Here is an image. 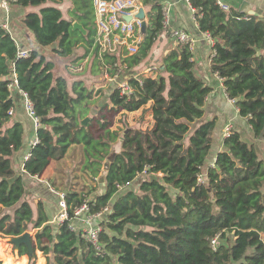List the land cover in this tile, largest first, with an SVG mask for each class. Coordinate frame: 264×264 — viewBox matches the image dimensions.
Segmentation results:
<instances>
[{
    "label": "trees",
    "instance_id": "16d2710c",
    "mask_svg": "<svg viewBox=\"0 0 264 264\" xmlns=\"http://www.w3.org/2000/svg\"><path fill=\"white\" fill-rule=\"evenodd\" d=\"M48 1L17 0L16 4L41 6ZM190 1L200 11V31L211 33L215 40L211 73L223 80L228 98L248 119L254 137L264 143V53H260L264 19L245 18L233 8L224 10L217 0ZM76 4L75 15L88 30L86 36L73 30V21L63 18L55 6L28 13L24 22L40 46H51L62 57L84 47L85 55L92 58V71L103 69L113 77L118 57L101 54L95 42L93 0H76ZM155 9L138 52L122 58L132 93L122 96L114 89L86 125L82 120L91 110L94 90L83 81L70 87L64 76L54 73V62L37 50L18 58L17 43L0 30V235L20 236L37 229L32 241L47 264H264V150L231 130L214 163L208 165L217 122L201 120L211 87L196 74L194 49L189 45L177 44L169 50L155 75H134L132 68L149 56L163 28L162 7ZM12 65L19 87L28 93L41 121L40 142L25 161V170L43 175L52 160L63 159L76 145L83 150L84 171L97 177L105 169L103 192L90 198L92 192L66 191L69 218L57 226L48 223L42 201L35 218L25 198L23 175L12 166L11 156L22 148L24 139L20 122L4 130L13 106L8 79ZM87 107L89 111L83 112ZM107 109L114 114L143 109L142 114L151 112L153 124L145 129L128 127L121 133L112 128ZM117 142L121 150L115 152ZM143 171L146 176L139 175ZM85 204L88 215L110 207L100 221V250L71 226L75 211ZM19 254L29 255L25 245ZM29 258L35 264L36 257ZM22 259L15 264H22Z\"/></svg>",
    "mask_w": 264,
    "mask_h": 264
},
{
    "label": "crops",
    "instance_id": "0c3cea01",
    "mask_svg": "<svg viewBox=\"0 0 264 264\" xmlns=\"http://www.w3.org/2000/svg\"><path fill=\"white\" fill-rule=\"evenodd\" d=\"M225 4L230 8H233L240 12L242 8L243 2H248L250 4L251 9L250 13H243L245 18H249L248 16L254 15L259 17V19H264V0H222ZM94 5V2H93ZM165 5H171L170 11V25L167 30H162L159 34L157 41L155 42L149 56L141 62L139 65H136L132 68L134 75H150L151 73L147 72L148 68H152L154 66L157 67L162 65V59L165 54L174 48L177 44L175 41L171 40L169 37V30L172 29H179L183 28L189 33H191L195 39V46H194V57L193 61L195 62V72L196 74L203 79L210 87L211 92L209 93L206 103H205V114L204 117L201 119L203 121H208L212 119H216V128L214 130L213 135V149L211 151L209 157V164H213L215 161L216 154L221 151L223 147V138L225 137V129L227 126H231L232 130L238 131L242 139L247 143H259V147L264 150V143L260 142L254 137V133L251 129L249 121L247 118L242 117L239 114V110L235 105V101L228 98L225 87L223 85V80L219 78L217 74H213L210 71L211 65V58L213 55V43L211 40L205 35L204 32H201L199 29L198 24V15L200 14L199 9L197 12L193 11L191 6L186 0H149L148 4H144L143 7L145 8L148 28L151 24L150 16L157 11L155 9L156 6L164 7ZM45 6H55L62 11L63 18L67 20H71L73 22L78 21L81 22L77 17L76 13H78V8L76 4V0H49L47 3L41 6H27L22 7L18 6L17 4L12 5L11 12L8 15L0 14V25L4 22L6 18L9 20L10 30L9 33L12 38L17 43L18 49L21 50H29L34 51L37 50L40 53H43L48 60L54 62V73L56 75L64 76L69 86L71 87L75 81H84V74L87 70H89V64H91V57L85 55V48L79 47L75 51V54L68 57H62L57 55L55 52L52 51V47H42L38 44L34 33L26 26L24 19L28 13L36 12L40 13L41 9ZM95 12V7H94ZM241 13V12H240ZM72 22V23H73ZM95 23H96V14H95ZM83 24V23H82ZM84 26V25H83ZM85 27V26H84ZM86 29V28H85ZM87 30V29H86ZM163 33L164 39H159L161 34ZM88 34V30H87ZM260 53H264V49L260 51ZM79 58V59H78ZM91 66V65H90ZM13 68V65H12ZM11 68V69H12ZM125 70L122 75H120L115 80H111L109 75L105 73V79L107 78L109 86L105 88L104 95L101 94L102 92H97L93 86L86 85L88 89L94 90V95L91 100L93 102H89L91 105V110L88 115L83 118L91 117L98 112L100 107H103L111 92L117 88L120 82L126 81L129 79V75ZM14 75L13 73L8 76V79L11 81V86L9 87L11 92V98L13 100V115H10V119L5 123L4 130L12 127L16 122H20L24 128V139H23V146L20 150L16 151L11 156L12 166L16 173H20L23 175L26 185V192L29 194H36L39 197H43L44 207L46 212L49 216V224H54L55 226L58 225L59 221L56 220V214L54 213L53 202L56 201L55 194H49V190L51 188L58 191L57 188H60V192H66L70 189L79 190L78 186L76 185L77 182L73 178H76L74 175L71 174V170L66 169L64 166L65 161L69 164L71 162L68 160L69 158H75L74 155L76 152L79 158V152H82V148L79 145L72 146L68 150L65 157L61 160H52L51 164L49 165L48 169L45 171L43 175H31L25 170V155L30 150V143L36 136V132L34 129V124L32 120L27 115L24 109V99L23 96L20 94L19 87H17L14 83ZM1 78V77H0ZM106 82V81H105ZM89 84V83H88ZM102 85V84H101ZM102 89V88H101ZM149 106V104L147 105ZM89 108H83V112H88ZM143 109L135 111V112H127L129 115H141L143 113ZM123 113V112H119ZM151 115V112H148ZM149 119V120H147ZM142 124L140 121L134 122L133 126L141 127L145 129L151 127L153 124L152 115L149 116ZM132 127V126H131ZM144 127V128H143ZM67 159V160H66ZM53 161L57 164L56 169L50 170V166L52 165ZM81 163V172L82 169V162ZM71 179H73L70 183H68ZM57 182L59 185H54ZM137 187L139 186L136 183ZM131 186V185H130ZM80 191V190H79ZM54 198V199H53ZM53 205V206H52ZM103 217V216H102ZM101 218L95 219L94 224H100ZM83 218V217H82ZM58 219V217H57ZM72 225L75 226V229L81 231L84 227L83 221L81 218H75L72 221ZM37 232V230H36ZM36 234V233H35ZM32 236V233H31ZM33 238V237H32ZM24 260L23 264L28 263V258ZM43 264H45L43 262Z\"/></svg>",
    "mask_w": 264,
    "mask_h": 264
},
{
    "label": "built area",
    "instance_id": "2783aa9c",
    "mask_svg": "<svg viewBox=\"0 0 264 264\" xmlns=\"http://www.w3.org/2000/svg\"><path fill=\"white\" fill-rule=\"evenodd\" d=\"M191 6L192 10L197 12V9L192 5L190 0H186ZM218 4L224 9L229 10V6L225 4L222 0H217ZM17 0H0V14L8 15L11 12L12 5L16 4ZM96 14V44L99 47L100 53H110L111 55L117 56L118 61L115 64L116 73L111 80H115L120 75L123 74L125 70L128 69L127 64L123 62L122 58L125 57V53L128 55L136 54L140 48V44L143 41V35L141 33L142 19L136 17L140 8L143 6V0H93ZM170 11L171 5H165L162 7L163 14V28L162 30H167L170 25ZM132 16L130 21H127L124 16ZM0 30H5L9 33L10 26L9 20L6 18L4 22L0 25ZM205 35L211 40L214 45L215 40L212 38L211 33L204 32ZM169 37L171 40L175 41L176 44L189 45L194 48L196 39L195 37L183 28L169 30ZM32 51L18 49L17 56L28 57ZM157 67L148 68L146 71L151 73L150 75H155ZM14 84L19 87L17 74L13 67ZM108 75V74H107ZM11 84L9 85V87ZM120 90L122 96H129L132 93V86L129 83V79L120 82L117 86ZM20 94L24 99V109L32 120L34 124V129L36 136L30 143V150L25 155V161L31 156L33 148L40 142L38 138L37 131L41 127V121L35 113L34 104L29 98L26 91L19 87ZM14 110L11 107L9 109V114L13 115ZM232 127L229 125L225 129V137L229 136ZM141 175H147V171H143ZM138 175V176H139ZM199 182H204L203 175L198 178ZM53 194L60 197V205L62 207V213L58 219L59 224L68 219L67 204H66V192H59L53 188L50 189ZM89 210L88 205L85 204L75 211V218H81L84 227L81 230L82 236L89 240L93 245L100 250L99 238L102 232L101 224H94V220L101 218L106 212L110 211V207L104 208L103 211L95 214L88 215ZM83 217V218H82ZM75 229V226L72 225ZM217 239L212 240V245L216 248Z\"/></svg>",
    "mask_w": 264,
    "mask_h": 264
},
{
    "label": "rangeland",
    "instance_id": "374dc122",
    "mask_svg": "<svg viewBox=\"0 0 264 264\" xmlns=\"http://www.w3.org/2000/svg\"><path fill=\"white\" fill-rule=\"evenodd\" d=\"M162 36H160L159 39H164L163 37V33L161 34ZM79 59V58H78ZM89 64V70H87L83 76L84 78V84L85 85H90L93 86L96 90V93L98 92H102L101 94L104 95L105 93V88L107 87V85L109 86V81L106 78L105 79V73L103 71V69H98L95 73L92 71V65ZM109 77V76H108ZM106 81V82H105ZM89 83V84H88ZM102 84V85H101ZM88 88V87H87ZM102 88V89H101ZM93 102V100H92ZM109 109L106 110L107 114L106 116L112 120L113 129H117L119 130L121 133L123 130H125L128 127H133V123L134 122H138L140 121L142 124L144 123V127H146L145 125V120L151 116L150 113H146V114H141V115H129L128 113H108ZM142 119L141 120V118ZM149 120V119H147ZM143 127V128H144ZM149 127V125H148ZM193 128V124H191V129ZM121 150V144L119 142L115 143V145L113 146V151L118 152ZM77 153H75L74 157L75 158H69L68 160L73 161L71 162V164H69L67 161H65L64 166L66 169L71 170V174L74 175L76 178H73L74 180H76L77 182V186L78 189L83 191V193H89L92 192V194L89 196L90 198L92 197L93 194L96 193H101L104 191V187L106 185V181L102 180L101 178L103 177L104 179V175H105V169L104 167L102 168V171L100 173L99 176L94 177L91 175V173L88 171H84L81 172L80 168H81V163L78 162V160H80L82 162V152H79V158L77 156ZM67 160V159H66ZM57 163L55 161H53L52 165L50 166V170L52 169H56ZM142 176H146V175H142ZM73 179H71L68 183H70ZM73 180V181H74ZM75 182V181H74ZM59 185V183L55 182L54 185ZM132 188H136V187H132ZM58 191L60 192L61 189L57 188ZM128 189V188H126ZM124 189V190H126ZM49 194H53V192L51 190H49ZM56 196V195H55ZM117 196V195H116ZM115 196V197H116ZM25 198L28 199L31 202V205L35 211V218H36V214H37V205L39 201H43V197H39L36 194H29L28 192H26L25 194ZM56 201L53 202V208H54V213L56 214V216L58 217V219L60 218V214L62 213V207L60 205V197L56 196ZM54 199V198H53ZM44 204V203H43ZM56 217V220L58 221ZM59 224V223H58ZM54 225V224H53ZM37 229H29L28 231L30 233H32V239L35 241V233H36ZM230 236L232 238L233 235L230 234ZM261 237L264 241V233L261 234ZM11 236H6V235H0V260L2 261L3 264H15L18 263V261L20 260V258L22 259L23 257L28 258V255H20L19 254V250H16L14 248L13 243L10 240ZM37 255L36 257V261L35 264H39L42 260V264L43 262L45 264H47L46 261V256L43 254L42 251L40 250H36ZM23 260V259H22ZM21 260V261H22ZM23 264V263H22ZM27 264H31V260L30 258H28V263ZM41 264V263H40Z\"/></svg>",
    "mask_w": 264,
    "mask_h": 264
},
{
    "label": "water",
    "instance_id": "95a60500",
    "mask_svg": "<svg viewBox=\"0 0 264 264\" xmlns=\"http://www.w3.org/2000/svg\"><path fill=\"white\" fill-rule=\"evenodd\" d=\"M250 9H251L250 4H248V2H243L240 12L242 14L247 13V12L250 13ZM136 17L142 19L141 33L143 36H145L147 34V29H148V22H147L148 20L146 17L145 8L143 6L140 8L139 12L136 14ZM124 18L127 21H130L132 16L128 15V16H124ZM73 30H79L85 36L87 35V30L85 29V27L83 26L81 22H78V21L73 22ZM53 46L56 47L57 43H54ZM89 120H90L89 117L84 118L82 120V124L86 125L89 122ZM102 180H104L103 177L101 178V181ZM10 240L13 243L14 248L16 250H19L22 245H25L28 250L29 257H35L37 255L33 241H32V236L29 231H26L24 234L20 236H11Z\"/></svg>",
    "mask_w": 264,
    "mask_h": 264
},
{
    "label": "bare ground",
    "instance_id": "6f19581e",
    "mask_svg": "<svg viewBox=\"0 0 264 264\" xmlns=\"http://www.w3.org/2000/svg\"><path fill=\"white\" fill-rule=\"evenodd\" d=\"M40 263L42 264V260H41V262H40ZM40 263H39V264H40Z\"/></svg>",
    "mask_w": 264,
    "mask_h": 264
}]
</instances>
